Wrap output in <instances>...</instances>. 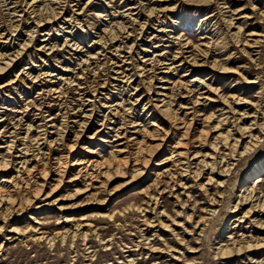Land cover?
<instances>
[{
    "label": "rangeland",
    "instance_id": "obj_1",
    "mask_svg": "<svg viewBox=\"0 0 264 264\" xmlns=\"http://www.w3.org/2000/svg\"><path fill=\"white\" fill-rule=\"evenodd\" d=\"M104 1L105 0H67V4L64 3L65 13L63 16L67 19L70 18L69 15L73 13L72 10L74 8L78 9L77 7L79 6H84L86 8V15L83 17L84 19L81 24L71 28L72 34L67 36L70 40V47L64 45V35H67L68 33H65L62 30H58V32L55 30V34L50 31L52 25L62 22V20L60 21L59 19L55 23L48 24L45 28L47 29L45 32L41 30L35 32V24L32 22V19L29 21L25 20L24 23L21 24L20 29H24V31L27 29L32 30L34 39L30 42L29 50L25 56L23 55L20 58L21 60L18 59V61L15 62V66L12 67L13 70L9 69V71L7 70L6 73L0 75V82L5 79L9 80L16 77L21 79L23 77V74H21L22 70L24 68L26 69V67H32L31 70L33 71V74H37L38 72V74H42L47 71L58 73V71H61L59 67L70 68V73L72 74L70 76H73L74 73V76L77 77L79 75L82 76L83 68L89 66L90 68L93 67V69H97L103 61H108V65H106L107 69L112 62L113 64H111V67L114 66V63L122 57L119 56L118 53L120 52H117L113 46L121 44L122 33L120 30L123 29V26L125 27V24L129 25V23L123 21H129L130 17H139V19L142 20L143 17L135 14L136 11L134 9H130L134 6V2H137L138 0ZM142 1L144 3L147 2L146 0ZM74 3L79 4V6H76ZM106 3H108V5H106ZM148 3L152 7L170 9L172 11V17L164 24L155 21L152 25L154 29L148 30L151 35L149 38L146 36V40H151L150 42L152 44L149 41L145 42L142 40H138V44L140 43L144 48L150 49L152 56L159 54L156 55L157 59H161L164 63H173V57L178 49V45L175 43V35L183 33L185 37H189L191 41H193V44L196 45L198 49H202L204 46L201 44L216 40V36L222 31L220 35L223 36V38L225 37L223 40L225 41L224 44L226 45V48L218 47L211 57L212 60L216 59L219 63L225 65L230 73L221 78L218 76L219 74H216V80L218 81L213 83V86L219 88L220 93L227 97V100L230 102L228 106H236L239 107V109H243L241 105H235V99L237 101L238 98H241L243 101L250 103H257L262 99L264 108V37L262 45L259 46L256 51L249 54L247 51L245 52L241 49L242 45L240 39L242 34H240V37H234L229 32L226 22L222 19L224 15L214 5L197 6V4H188L187 2L180 0H148ZM95 4H99V6H96ZM254 6L255 8H253L252 3L248 4L247 0H235L234 3L230 5V8L233 10H237L238 8L241 10H238L234 14V21H236L235 24L241 26V23L246 21V24L243 26V34L247 35L251 34V32H256L258 34L262 32L264 33V21H262L259 18V14H257L264 11V0L255 1ZM96 8L98 10H95ZM207 13L212 14H209L211 16L208 19H206ZM99 14L103 17H100ZM115 24L116 26L114 27ZM61 25L64 24L61 23ZM110 25L111 29L114 27V35L117 36V41H108V44L111 42L114 43L109 44V47H102L104 44L96 43L97 37L101 34V36L111 35L110 32L109 34L103 32L105 29L109 30L110 28H108V26ZM64 27L67 26L64 25ZM157 28L158 30H160V28L164 29L165 32H155V29ZM64 29L67 30V28ZM43 33L52 34L50 37L47 35L44 37L42 36ZM27 34L28 32L23 34V36L18 37L15 40L16 44L13 45L10 50L8 47L4 48V51L6 50L8 53H11L19 50L20 45L18 44L22 45L25 41H29L31 38V36ZM154 36H156V38H154ZM250 36L248 35L247 37ZM45 38H49V42L51 41V44L56 45V47L59 48L56 56L52 58L53 60L51 59L52 61L36 55V49L39 47L37 45L42 43V40ZM133 38L134 36L127 40L124 39L127 43L126 45L132 46L134 44ZM236 40L239 42H236ZM77 46L78 49L75 50ZM249 51H251L250 48ZM229 55L232 57L227 59ZM111 60L113 61L111 62ZM30 61L32 63H30ZM80 63H83V67ZM120 65H123L122 69L128 68L127 63H121ZM177 68L178 69L173 70L172 73H162L163 65L159 64V66H156L155 71L156 73H159V75L166 77V79L178 82L188 72L187 70L190 68V65L189 67L187 65ZM204 69L206 70L201 71L197 68V71L201 72L195 75L198 76L202 82L211 83L212 79L209 80V74H207L209 69L207 67ZM48 78L50 79L48 76L46 78L44 77V79L41 78L40 80L33 82L29 80L28 77H23V80L19 81L18 84L12 85L13 87L8 86V88H0V111H4L3 115L0 114V133L7 132L5 136H9V134L10 136L17 135L19 131L26 132L24 130V124L30 123L34 128V130L31 131V135L36 136L38 134L37 131L42 130L39 128L43 123V118L40 116L48 117L50 115L51 117H54V123L58 126L69 124L68 126H64L63 130L67 129L68 131L70 129L69 137L70 135L71 137L69 139L66 137L60 138H62L61 141L65 145H68V143L69 145L74 143L73 135L76 130H79V128L71 121L76 119V121H80L83 119L81 113L88 110L87 108L90 106H81V103L84 102V104H88L87 99L93 94L92 89L94 88H85V93H83V91L82 94H79V92H75L74 87L66 85L63 80H60L58 83L59 87L66 88L64 90L66 92L64 96L65 99L63 98L64 102L58 106L57 103H55V100L52 99L54 96L48 92V88L51 85L47 81ZM91 79L87 82V84H89L88 86H93ZM253 80H256V82L250 83ZM197 85L198 84L196 83L193 84L195 89H197ZM43 88L46 89V91H43ZM115 90L116 89L110 85L103 90V94H108L110 99L102 94L97 96V101L94 97L95 100L92 104V108H95L94 112L96 111L93 118L94 121L86 131H83L84 135L89 137L94 135L95 137L98 134H103L106 139L112 141L109 137L110 135L105 133L108 128L104 126L106 125V122L103 121L104 117L101 116L103 114L99 110L102 103L109 104L111 99V101H113V99L117 100ZM259 90H263L261 93L262 96L260 95ZM179 91L182 92L178 86H175L168 92L169 95H174L175 97V95L180 93ZM121 92L120 97L124 96L123 99L125 101L127 100V103L130 99H139L143 95L141 90L135 93L136 91L133 88L126 92H124V90ZM147 97V95L143 97L142 105L148 101ZM28 101L37 102V104L43 102L46 108H44L42 114H39L40 110L31 108L24 119L20 122L17 120V114H15V112L18 113L17 110L24 107V104ZM182 102L185 103L187 100L185 101L184 99L179 98V95L176 96L175 106L177 108ZM218 103V101L214 103L206 102L207 105L201 107L203 110L202 113L209 115L213 112L218 115L221 113L216 106ZM80 107L81 109H79ZM142 109L143 107L140 105L134 111L137 115L136 117L142 118L143 124L147 125L145 127L148 129V135L142 133L143 136H140L139 138L143 139L146 136L145 139L153 146L158 140L156 138L162 131L151 132L154 127H149L148 125L149 122L153 121L154 115L151 109L147 108L146 112ZM38 111L39 113H37ZM105 112H107V110ZM185 112L186 109L184 106L178 110L179 115H184L182 118L186 119ZM97 115L99 116L97 117ZM232 115L235 117L237 116V114H230V118L224 125V128H229L233 123H236L233 120L235 117L231 118ZM190 116L191 115H189V117ZM220 118L223 117L220 116ZM252 120V118H248L242 123V125L248 126ZM72 123L75 126L70 127L73 125ZM209 124L211 125L213 122L210 121ZM13 126H16L17 128L14 133ZM168 127L169 124H166V127L163 128V130L168 129ZM102 129H104V131L98 133V130ZM222 131H224V129H222ZM210 133L211 131H208V137ZM135 135L137 134L135 133ZM9 139H11V137H0V141ZM84 143L89 149L101 151V154L106 157L113 154L112 151L115 148L110 147L113 145L111 142L107 145L102 144L101 146H98L96 145L95 139L91 138L90 140H85L84 138L78 140L77 143L70 147V149L75 153L76 151H79L81 145ZM47 145L49 144L47 143ZM27 146L30 150L28 152L30 155H26V157L30 158L35 156L43 161L47 160V157L52 158V152L50 150L48 151L46 147L43 149H37L31 143H28ZM183 147L191 148V150L194 151V148H192L190 143L185 144ZM50 148L51 147H49V149ZM208 149L209 147L206 145V147H198L197 150L201 151V154L204 155ZM10 153L7 156L8 159L10 158L11 165L19 164L18 161L21 162L26 159V157H23L25 155H21L19 151H11ZM58 155L59 153L55 156ZM82 156L89 159L92 157V154H83ZM167 156H170V154L166 153L164 156L161 155V160L165 159ZM262 159H264V133L261 136V142L257 146L253 156L248 154L234 160V164H230V170L226 173L223 172L220 173V175L218 174L214 176L213 180L222 182L221 186H217L216 182H214L212 185H206L208 188L207 191L200 188L201 186H199V183L207 181L206 179L209 175V171L206 170L203 177H201V175L198 179L194 177V190L189 192L188 196L181 194L182 190H180V187L178 186H175V188L172 189L175 185V181L169 173V171L174 170L171 161L159 166L157 170V173L159 174L153 173L148 177L146 176L147 174H144L143 177L140 175L134 178V181L131 180V175H129V173L119 176L112 175L108 179L106 192L104 193L102 191L99 192V189L97 188L87 191L82 182L68 186L66 185L68 183L64 181L61 185L54 188L57 183L51 181L52 184L48 183L44 186V191L41 190L39 195L31 196V194H23L22 196H18L17 198H20L23 201V207L11 211V213L5 218V224L0 222V226L4 225L0 229V264H258L261 260L264 262V249L248 253L251 254V258L258 260L256 262H252L251 259L245 258V255L244 258L239 257L236 259L238 263H235L234 260L227 257L222 258L217 255V250L223 243L226 245L230 244L228 240L230 232H234L238 229L241 230L240 227L236 226L238 223L236 221L234 207L241 199L242 193L247 194L248 190L253 186L254 181L258 178L253 175L249 180H245L246 173L249 172L253 163ZM158 163H160V161H158ZM2 170L5 171L6 169ZM262 176H264V174ZM158 177H161V179L159 180ZM258 184L261 190H264L263 180ZM99 185L100 184L96 183V186ZM2 190L3 193L10 192L8 189ZM158 191L163 192L162 194H157ZM107 192L114 194L108 195ZM48 193H50L49 196H47ZM27 195L29 198H27ZM150 195L158 197L161 205L159 208L148 210V213L145 216H148V218L151 219L153 216L157 217L156 212L160 213L164 211V216L161 217L162 221L167 224L181 221L183 224L172 226V229L174 230L170 228L160 229L158 226H155L154 229L147 232V237H149L150 242L152 243L149 244V246L147 245L148 248H146V245L142 242L144 236H142L143 233L141 230V228H143L142 226H144V217L136 209L140 206L142 208L141 210H143V208L149 209L147 208L149 203L154 207L153 203L149 200ZM132 205H134V210L130 208L127 212H121ZM4 207L7 208V205ZM241 208L242 206L239 207V210H241ZM209 211L210 213L208 214ZM185 213L192 214L191 218H186L185 220ZM110 214H112V218L107 216ZM204 216L205 219H202ZM199 218L201 219L200 223L198 227L195 228V222L199 220ZM202 220H205L206 222ZM86 223L92 225L94 229L97 228L95 233L92 232L88 238L84 237L85 239L83 236H72V230H75L77 226H82ZM245 226H247L246 223ZM12 227H18L25 235L19 236V234L11 233L10 230ZM35 230L46 232L45 234L49 237H53L56 233L61 231L71 233L65 239L59 237L52 241H49L48 239L39 241L32 238V236L36 234ZM247 230L246 235H253L250 228ZM241 233L242 231H239L238 235ZM260 237H264V232ZM131 260H134V263H132Z\"/></svg>",
    "mask_w": 264,
    "mask_h": 264
},
{
    "label": "bare ground",
    "instance_id": "obj_2",
    "mask_svg": "<svg viewBox=\"0 0 264 264\" xmlns=\"http://www.w3.org/2000/svg\"><path fill=\"white\" fill-rule=\"evenodd\" d=\"M146 1L147 2L144 3L142 0H138L137 2H134V6L130 8L136 11L135 14L141 15V17H143L142 20L139 19V17H130L129 21H123L129 23V25L125 24V27L122 25L123 29L120 30L122 33L121 44L117 43L118 45L113 46L115 47V50L117 52H120L118 53L119 56L122 57L114 63V66L111 67V64H113V60H111L112 63H109L110 67L107 69L106 65H108V61H103L100 66L98 65L99 67L97 69H93V67L90 68L89 66L83 68L82 76L79 75L77 77L74 76V73L73 76H70L72 75L70 73V68L68 69L59 67V69L64 72H59L57 69L58 73L47 71L43 72L42 74H38L39 72L37 74H33V71L31 70L32 67H26V69L24 68L22 70V73L20 71V73L23 74V77H28V79L33 82L49 76L50 79H46L51 84L48 88V92L51 93L52 96H54L55 99H52L55 100V103H57L58 106L64 102L63 98L66 92L64 91L66 88L59 87L58 83L60 80H63L64 84L74 87L75 92L77 91L79 92V94H82L85 88L94 89H92L93 94L90 95V97L87 99L88 104H84V102L81 103V106H90L89 108H87L88 110L81 113L83 119L80 121H76V118V120L74 121L70 120L79 128V130H76L75 134L73 135L74 143H71L70 145L69 143L68 145H65L61 141L62 138H60L66 137L69 139L71 137V135L69 137L70 129L68 131L67 129L63 130L64 126H68L69 124L58 126L54 123V117H51L50 115L48 117H42V115L40 116L41 118H43L42 126H39V128L42 130L37 131L38 134L36 136L31 135V131L34 130V128L30 123L24 124V130L26 132H20L18 130L19 132L17 133V135L15 134L12 136H10V134L9 136H5L7 132L0 133V137H11V139L9 140L0 141L1 223H6L5 218L11 213V211H15L23 207V201L20 198L18 199V196H22L23 194H31V196L39 195L41 190L44 191V186H46L48 183L52 184L51 181H55V183H57L54 188L61 185L64 181L68 183L66 184L68 186L82 182L84 183L87 191L93 188H97L99 189V192L102 191L104 193L106 192V184L108 182V179L112 175L119 176L129 173V175H131V180L134 181V178L140 175H142L143 177L144 174H147L146 176L148 177L150 176V174H156L159 166L168 161H171L174 170L169 171V173L175 181V185L172 187V189L175 188V186H178L180 187V190H182L181 194H185L186 196H188L189 192L194 190V177H196L197 179L200 177V175L201 177H203L207 170L209 171V175L206 179L207 181L200 182V188L207 191L208 188L206 185H212L214 182H216L217 186H221L222 182L213 180L215 175H220V173H226L228 170H230V164H234V160H237L240 157L248 154H251L252 156L254 155L257 146L261 142V136L264 133V108L262 99H260L257 103L246 102L241 98H238L237 101L235 99V105H241L243 107V109H239V107L236 106H228L230 102L227 100V97L220 93L219 88L213 86V83H216V81H218L216 80V74H219L218 76L221 78L230 73L225 65L219 63L216 59L212 60L211 57V55L216 52V49L218 47L226 48V45L224 44L225 41L223 40L225 37L223 38V36L220 35L222 31L220 34L218 33L219 35L216 34V40L206 44H201L204 46V48L202 49H198L196 45L193 44V41H191L189 37H185L183 33H176L177 35H175L174 38L176 40L175 43L178 45V49L175 56L173 55L174 62L164 63L161 59H157L156 55L159 54L152 56V52L150 51V49L144 48V46L140 43L138 44V40L150 42L151 40H146V36H148L149 38V36L151 35L148 30L154 29L152 25L155 23V21H159L161 24L166 23L168 19H171L172 11L168 8L152 7L148 3V0ZM180 1L187 2L188 4H197V6L214 5L215 7H217L224 15L222 19L226 22L229 32L234 37H240V34H242L240 41L242 45L241 49L243 51H247L250 54L256 51L257 48L262 45L264 37L263 32L260 34L251 32V34L246 35L243 34V26L246 24V21H243L241 23V26L235 24L236 21H234V14L238 10H240V8H238L237 10H233L232 8H230V5L234 3L235 0ZM255 1L258 0H247V3H252L253 8H255ZM66 2L67 0H0V75L2 73H6L7 70L9 71V69H12V67L15 66V62H17L18 59H20L23 55L25 56V54L29 50L30 42H32V39H34L32 30L26 28L27 30L24 31V29H20L21 24L24 23L25 20L29 21L30 19H32V22L35 24V32L39 30L45 32L47 30L45 28L48 26V24L55 23L59 19L60 21L62 20V22L52 25L50 31L54 32L55 34L56 31L58 32V30H62L65 33H68L67 35H64V45L66 47H70V40L67 36L72 34L71 28L81 24L82 20L84 19L83 17L86 15V8L74 3L79 7H77L78 9H75L74 7H72V5L71 7L74 8L72 10L73 13L71 12L72 14L69 15L70 18L67 19L63 16V14L65 13L64 3ZM95 5L99 6V4ZM106 5H108V3H106ZM95 10L98 9L96 8ZM209 14L211 13H207L206 19H208L212 15ZM257 14H259V18L264 21V11ZM99 16L103 17L100 14ZM61 23H63L67 27H64V25H61ZM115 26L116 24L114 25V27ZM110 27L111 25L108 26V28ZM114 27L110 29L113 30ZM64 28H67V30ZM158 28L155 29V32H165L164 29L160 28V30H158ZM109 30L105 29L103 30V32H107V34H109L110 32L111 35L101 36V33V35L98 34L99 36L97 37L96 43L104 44V46L102 47H107L109 44L114 43L111 42L108 44V41H115L117 39V36L114 35L115 30ZM26 32H28L27 35L31 36V38L29 37V41H25L22 45L18 44L20 45L19 50L13 51L11 53H8L6 50L4 51V48L6 47H8V49L10 50V48H12V46L16 44L15 40L18 37L23 36V34H26ZM51 34L52 33H43L42 36L46 37L47 35L50 37ZM248 35L251 36L247 37ZM132 36H134V44L132 46L126 45L127 43L124 39L127 40ZM154 38H156V36H154ZM50 42L49 38L43 39L42 43L37 45L39 47H37L36 49V55L52 61V58L56 56L57 50H59V48L56 47V45L51 44ZM236 42L239 41L236 40ZM249 48L251 49V51H249ZM76 49H78V46L75 48V50ZM160 54L163 55L162 53ZM231 57L232 56L229 55L227 59H230ZM30 63L32 62L30 61ZM121 63H127L128 68L122 69L123 65H120ZM80 64H82L83 67V63ZM159 64L163 65L162 73L167 74L172 73V71L175 69H178L177 67H183L187 65L189 67L190 65V68L187 70L188 72L183 76V78L180 79V81L173 82L170 79H166V77L159 75V73H156L155 68L156 66H159ZM205 67L209 69V71H207V74H209L208 79H212L211 83H207L204 81L202 82L200 78L195 75L200 73L201 71L206 70L204 69ZM197 68H199L201 71H197ZM23 77L21 79H18L17 77L11 78L9 80L5 79L0 82V88H8V86L11 87L12 85L18 84L19 81L23 80ZM89 79L92 80L91 83H93V86H88L89 84H87V82L90 81ZM254 82H256V80H253L250 83ZM195 83L198 84L197 89H195V87L193 86V84ZM109 85L116 89V92H112H115L117 100L113 99V101H111V99L109 104L102 103L99 111L103 114L101 115L104 117L103 121L106 122V125H103L109 129H107L105 133L110 135L109 137L112 141H110V139H106L103 134H98L95 137L94 135L92 137H89L84 135L83 133V131H86V129H88V127H90L94 121L93 118L96 111L94 112L95 108H92L93 101L95 99L97 101V96L99 94L108 97V94H103V90H105ZM175 86H178V88L182 90V92L179 91L180 93H178L179 98H182L185 101L187 100V102L185 103L182 102L178 106V108L175 106L176 96L178 95H175L174 97V95H169L168 92ZM131 88L135 89V93L141 90L143 95L139 99H130V101L128 100L129 102L127 103V100L125 101L123 99L124 96L120 97L122 93L121 91L124 90V92H126ZM44 90L46 91V89L43 88V91ZM262 91L259 90L261 96ZM83 93H85V91ZM145 95L148 96V101L142 105L143 97ZM217 101L219 103L216 106L221 112L219 113L220 115H216V113L213 112L209 115L202 113L203 110L201 107L206 106V102L214 103ZM37 102L28 101L24 104V107L18 109V113L15 112V114H17V120L21 122L31 108L40 110V113L39 111L37 113L42 114L44 108H46L45 104L43 102L37 104ZM140 105L143 107V111L146 112V109L149 108L154 115L153 121L149 122L148 125L149 127H154L151 132L153 133L156 131H162L156 138L158 140L153 146L150 145V143H148V140L145 139L146 136L143 139L139 138L140 136H143L142 133L148 135V129L145 127L147 125L143 124L142 118L136 117L137 115L134 111ZM183 106L186 109V119L182 118L184 115L180 116L178 113L179 108ZM79 109H81V107ZM106 110L107 112H105ZM3 113L4 111H0V114L3 115ZM230 114H237L236 117L233 115L231 116V118L235 117V119L233 120L236 123L234 124L232 122L233 125L231 127L224 128V125L230 118ZM99 115H97V117ZM189 115L191 116L189 117ZM220 116L223 118H220ZM248 118H252V122L248 126L242 125V123ZM210 121L213 122V124L210 125ZM74 124L70 127L75 126ZM166 124H169V127L168 129L163 130V128L166 127ZM13 128L14 133L16 132L15 129L17 128L16 126H13ZM222 129H224V131H222ZM103 131L104 129L98 130V133H102ZM208 131H211L209 137ZM135 133L137 135H135ZM84 138L85 140H90L91 138L95 139L96 145L98 146H101L102 144L107 145L110 144L109 142H111V144L113 145L110 147H115L112 151L113 154H111L109 157H106L101 154V151L89 149L87 146H85L86 142L81 145L79 151L73 153L70 147L73 144L77 143L78 140ZM46 142L49 145H47ZM28 143L33 144L37 149H43L46 147L48 151L50 150L52 152V158L47 157V160L43 161L42 159L36 158L34 154L33 156L35 158L26 157V155H30L28 153L30 151L27 146ZM188 143L192 145L194 151H192L191 148L183 147ZM206 145H208L209 149L204 153V155H202L201 151L197 149L198 147H206ZM49 147L51 148L49 149ZM11 151H19L21 155H25L23 157H26V159L21 162L15 159L19 162V164L11 165L9 160L10 158L8 159L7 156ZM58 153L59 155L55 156ZM166 153L170 154V156H167L165 159H163L165 161L161 160L160 156H164L166 155ZM83 154H92V157L87 159L82 156ZM158 161H160V163H158ZM2 169L6 170L3 171ZM263 174L264 159L257 160L255 163H253L249 172L246 173L245 180H249V178L253 175L258 178L254 181L253 186L248 190L247 194L242 193L241 199L234 207V212L236 213V221L238 223L236 226L240 227L241 230L238 229L234 232H230V236L228 237L230 244L226 245L223 243L219 247V249L217 250V255H219V257H227L234 260L235 263H238L236 259L239 257L244 258L245 255V258L251 259L252 262L258 261L254 260L255 258H251V254L248 253L264 249V237H260L264 232V190H261L258 184L262 180L264 182V176H262ZM158 178L159 180L161 179V177ZM96 183L100 185L96 186ZM2 189H8L10 190V192L3 193ZM162 192L158 191L157 194H162ZM107 194L112 195L114 193L107 192ZM49 195L50 193L47 194V196ZM27 198H29V196ZM149 200L153 203L154 207H152V204L149 203L147 205V208L149 209L143 208V210H141V206L136 209L144 217V226H142L143 228H141V230L143 233L142 236H144V239L142 238V242L146 245V248H148L149 244L152 243L150 242L149 237H147V232L151 229H154L155 226H158L160 229H172V226L174 225L183 224L181 221H178L177 223L172 222L171 224H167L162 221L161 217L164 216V211L160 213L156 212L157 217L155 216V218L153 216V218L149 219L148 216H145L148 213V210L159 208V206L161 205L158 197L150 195ZM5 205H7V208L4 207ZM240 206H242L241 210H239ZM130 208L134 210V205L124 209L121 212H127L128 209L130 210ZM209 213L210 211L208 212V214ZM191 215L192 214L185 213V220L186 218L190 219ZM107 216L109 218H112V214ZM202 219H205V216ZM200 220L201 219L199 218V220L195 222V228L198 227ZM245 223L247 224V226H245ZM3 226L4 225H1L0 229ZM248 228L251 229L253 235H246ZM96 229H94L89 223H86L82 226L79 225L75 228V230H72V236L78 235L80 237L83 236V238H88V236L91 235L92 232L95 233ZM239 231H242L240 235H238ZM10 232L19 234V236L25 235L24 232H21L18 227H12ZM45 233L46 232H39L38 230L36 231V234L32 236V238L39 241L44 239L52 241L55 238L57 239L59 237L65 239L68 235H70L71 232L61 231L56 233V235H54L53 237H49ZM131 261L132 263H134V260ZM258 264H264L263 260L258 262Z\"/></svg>",
    "mask_w": 264,
    "mask_h": 264
}]
</instances>
